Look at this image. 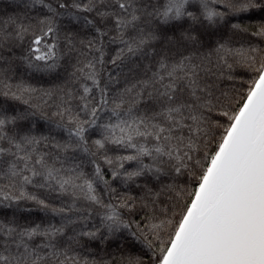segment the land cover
I'll return each instance as SVG.
<instances>
[{
    "label": "snow or ice",
    "instance_id": "1",
    "mask_svg": "<svg viewBox=\"0 0 264 264\" xmlns=\"http://www.w3.org/2000/svg\"><path fill=\"white\" fill-rule=\"evenodd\" d=\"M0 264H264V0H0Z\"/></svg>",
    "mask_w": 264,
    "mask_h": 264
}]
</instances>
